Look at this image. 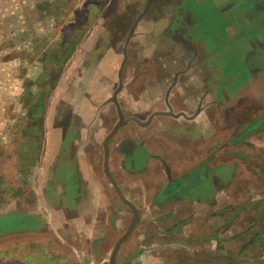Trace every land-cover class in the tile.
I'll return each mask as SVG.
<instances>
[{
    "label": "crops",
    "instance_id": "crops-1",
    "mask_svg": "<svg viewBox=\"0 0 264 264\" xmlns=\"http://www.w3.org/2000/svg\"><path fill=\"white\" fill-rule=\"evenodd\" d=\"M116 1L121 5L111 10L113 0H104L103 21L88 24L104 35L94 32L73 53L88 57L73 74L76 95L69 85L59 91L69 72L61 50L46 58L63 68L53 87L57 97L25 102L34 111L26 138L39 124L40 150H20L17 164L0 173V264H107L132 218L108 175L138 211L115 264H261L264 0ZM187 1L208 4L210 23L202 25ZM96 3H87L88 12ZM113 13L120 24L110 20ZM203 32L208 38L199 37ZM47 41L44 55L54 43ZM222 46L227 55H242L249 74L232 91L224 87L237 77H224ZM68 91L74 96L66 98ZM61 98L72 112L69 122L51 118ZM69 141L101 146L90 144L84 164L77 155L65 160ZM137 158H146L144 165ZM66 166L69 183L62 178ZM202 179L211 182L209 193L191 195ZM257 203L263 208L247 213Z\"/></svg>",
    "mask_w": 264,
    "mask_h": 264
},
{
    "label": "rangeland",
    "instance_id": "rangeland-1",
    "mask_svg": "<svg viewBox=\"0 0 264 264\" xmlns=\"http://www.w3.org/2000/svg\"><path fill=\"white\" fill-rule=\"evenodd\" d=\"M89 1L90 0H0V173H8L11 167L17 164H15V161L20 160V150L29 149L32 153H38L40 150L41 128L39 124L32 127L33 134L30 141L29 138H26V135L29 133L28 122L29 117H31L30 113L34 111L30 112L25 102L27 101L28 103L29 101L31 102V100H41L40 98H43L45 104H47L50 98L52 100L53 97L54 100L55 97H57L53 92V89L56 87L55 79L62 67H64V69H69V72L66 75V81L63 86L61 85L59 87V91L62 87L69 85L71 87L70 90L74 93L72 88L75 89V87H77L75 85L77 80L75 81V76H73V74L75 70L79 68V61L82 59L87 60L88 57L86 58V55L84 56L82 50L79 51L77 55L73 53L76 46L80 44L83 39L89 38L91 34H94L95 31L92 32L88 29V24L90 22L102 20L101 18L104 14L103 9L105 8L104 0L101 2L97 0V8L95 7V10L88 12L89 9H87L86 6ZM120 5V2L113 0L110 8L111 10L117 9ZM186 5L193 8L192 11L196 14L202 25L205 22L210 23V20L207 19L208 15L205 14L207 9L210 8L208 4L194 6L192 1H187ZM75 8L77 10L74 13L73 11ZM110 20L119 24L121 23L119 20L122 21L120 16L114 13ZM54 22H58L57 24L59 26L50 24ZM61 24L62 27H65L60 28ZM73 25L82 26L86 29L73 31L71 28ZM205 27L207 30L209 25L205 24ZM210 32L215 36L214 30ZM95 33L98 37L104 35V31L101 29H97ZM203 34L205 33L203 32ZM203 34H200L199 37L202 39L208 38L206 36L208 35L207 32L205 35ZM69 38H74L76 40L73 41L71 39L70 45L62 42L63 39L67 41ZM47 40H52L54 43L48 45L47 52L44 55L41 43L46 44V42L48 43ZM99 43L98 47L100 48L106 45L103 40H100ZM74 45L75 48L72 49ZM61 50L63 52L62 54L66 57L62 67L60 62L59 67H57L52 60L47 61L46 58H48V55L50 59L60 57ZM221 51L224 52V55L220 57H223V60L225 59V64L221 68L224 77H228V74H235L237 77L234 79V83L224 87L228 91H232L237 83H245L248 80L249 74L243 66L241 61L242 55L240 56V53L233 52L232 55H227L223 46ZM87 63L88 62L85 64ZM218 66L219 68L221 67V62L219 61ZM44 73L47 75L42 79ZM40 90L43 92L41 97ZM50 90L52 91L50 92ZM47 91H49V93ZM71 91L65 94L66 98L74 96ZM78 93L79 91L77 94ZM74 94L76 95V93ZM35 113L36 114H33L35 116H39L38 113H40V116L42 115V111L40 112V110L39 112L35 111ZM50 115L52 119L61 118V120L65 122H69L73 118L70 108L62 102V98L59 104L53 103V110ZM83 118V114L81 118H78L81 119V128L83 127ZM87 118L88 113L86 119ZM99 123L98 121V125ZM75 124L77 127H80L78 122H75ZM64 127H67V124H65ZM64 132L65 131H63V133ZM90 144L96 146V148H100L101 146V142H78L74 144L72 141H69L66 147H62V155H65V160L70 159L73 155L81 156L82 162L87 164V151L89 147H93L90 146ZM16 155L18 159L17 157L14 158ZM145 159L146 158H137V161L140 165H144ZM68 168L69 166L64 168V175H62V178L64 177L63 181L67 183L71 182V178L66 177L65 173L68 171ZM218 170H222L224 174H229L230 172L228 167H220L217 171ZM23 182V176L20 180H17L18 185ZM211 186L212 184L209 180L202 179L201 183L191 191V195L204 198L209 193V188ZM23 192L24 190L21 191V193ZM247 192L250 194L249 191ZM254 202H256V200H254ZM260 205L257 203L249 206L247 213L259 212L263 208L260 207ZM260 223L259 221L257 222L258 227H260ZM113 236H116L115 232ZM25 259H27V257ZM259 263L260 262L257 264ZM261 264H264V261Z\"/></svg>",
    "mask_w": 264,
    "mask_h": 264
},
{
    "label": "water",
    "instance_id": "water-1",
    "mask_svg": "<svg viewBox=\"0 0 264 264\" xmlns=\"http://www.w3.org/2000/svg\"><path fill=\"white\" fill-rule=\"evenodd\" d=\"M109 180L111 181V183L113 184L114 188L116 189V192L119 196V198L127 205L130 207V209L132 210V218L131 221L129 223V226L127 228V230L125 231V233L123 235H121L117 241L114 243L111 253L109 255V259L107 264H115V258H116V254L118 252V249L120 247V245L124 242V240L130 235V233L132 232L137 220H138V211L136 209V207L134 205H132L130 202H128L121 194L120 190L118 189V187L116 186V184L114 183V181L112 180V178L110 177V175H108Z\"/></svg>",
    "mask_w": 264,
    "mask_h": 264
}]
</instances>
